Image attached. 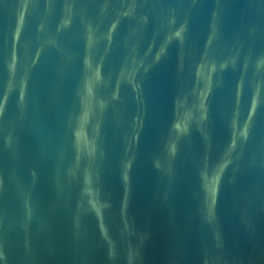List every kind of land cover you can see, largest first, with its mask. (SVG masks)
Instances as JSON below:
<instances>
[{
	"label": "water",
	"instance_id": "water-1",
	"mask_svg": "<svg viewBox=\"0 0 264 264\" xmlns=\"http://www.w3.org/2000/svg\"><path fill=\"white\" fill-rule=\"evenodd\" d=\"M0 264H264V0H0Z\"/></svg>",
	"mask_w": 264,
	"mask_h": 264
}]
</instances>
